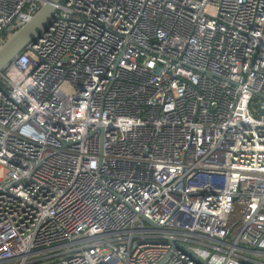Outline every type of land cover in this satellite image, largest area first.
I'll return each instance as SVG.
<instances>
[{"label": "built area", "instance_id": "1", "mask_svg": "<svg viewBox=\"0 0 264 264\" xmlns=\"http://www.w3.org/2000/svg\"><path fill=\"white\" fill-rule=\"evenodd\" d=\"M261 110L264 0H59L0 71V264H264Z\"/></svg>", "mask_w": 264, "mask_h": 264}, {"label": "water", "instance_id": "2", "mask_svg": "<svg viewBox=\"0 0 264 264\" xmlns=\"http://www.w3.org/2000/svg\"><path fill=\"white\" fill-rule=\"evenodd\" d=\"M59 0H48L31 21L14 32L0 48V71H2L32 40L54 11ZM264 113V110H261ZM148 219V218H146ZM149 220V219H148Z\"/></svg>", "mask_w": 264, "mask_h": 264}, {"label": "rangeland", "instance_id": "3", "mask_svg": "<svg viewBox=\"0 0 264 264\" xmlns=\"http://www.w3.org/2000/svg\"><path fill=\"white\" fill-rule=\"evenodd\" d=\"M3 176V169H0V177H2ZM237 216L239 217V212L237 211ZM236 230L233 232V235H235L236 234Z\"/></svg>", "mask_w": 264, "mask_h": 264}]
</instances>
